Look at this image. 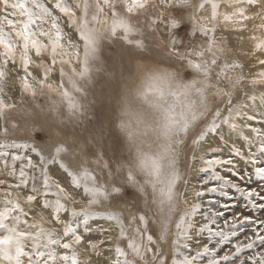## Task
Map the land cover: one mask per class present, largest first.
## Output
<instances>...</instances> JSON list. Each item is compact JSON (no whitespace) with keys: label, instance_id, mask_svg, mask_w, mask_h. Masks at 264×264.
Instances as JSON below:
<instances>
[{"label":"snow or ice","instance_id":"snow-or-ice-1","mask_svg":"<svg viewBox=\"0 0 264 264\" xmlns=\"http://www.w3.org/2000/svg\"><path fill=\"white\" fill-rule=\"evenodd\" d=\"M101 70L118 115L93 122ZM66 120L90 127L49 143ZM0 136V264H264L240 259L264 219L225 215L237 197L264 215V0H0Z\"/></svg>","mask_w":264,"mask_h":264},{"label":"rangeland","instance_id":"rangeland-1","mask_svg":"<svg viewBox=\"0 0 264 264\" xmlns=\"http://www.w3.org/2000/svg\"><path fill=\"white\" fill-rule=\"evenodd\" d=\"M260 21L256 20L254 22H249V29L255 28V26L259 25ZM68 31H71L70 29ZM219 31V30H218ZM227 34V33H226ZM257 34H259L257 32ZM248 33H245V37H247ZM250 42L245 38L243 40L238 39V34H231L229 36V39L227 41V53H229V56H232L233 58H240L242 60H247L248 58L245 56V53L250 48ZM229 49V50H228ZM116 51V46L112 44L110 41H104L102 44V56L101 60H105L112 56V54ZM106 67L103 63L101 64V68L103 69ZM249 67H252L251 64H249ZM57 68H59V65H57ZM259 66L257 65L256 68L253 69V71H258ZM126 76H129L130 78H135V72L134 68L133 71L130 73H126ZM53 83H55V78L52 80ZM88 88V97H87V103L89 104L88 108V115L92 118L93 122L97 120V118L101 117L104 114H114L118 115V111H115L116 104L114 101L108 100V94L111 91H114L115 84L109 85L106 82V73L101 71H94L92 74V79L90 83L86 86ZM122 87V85H121ZM252 123L253 126L259 127L258 124L255 122H249ZM66 128L67 132L69 133L67 139L71 141L72 139V133H80L83 134V129L90 127L89 123L87 121L84 122H71V121H65L63 124H61L59 121H55L50 129V132L47 136H45V139L49 141V143L62 140L64 139L63 133L60 131L61 128ZM26 139L24 136H15V137H9L8 139ZM4 137L0 136V140H3ZM218 144V140L213 137H209V143L204 144L202 147H198L195 149V154L200 156H211L213 154V150L216 149ZM220 155H226L227 149H225L224 153H219ZM191 155V152L189 153ZM65 159L69 163H74V160L71 156H66ZM199 163H196L193 167L186 169V178L189 181L188 188L186 189L189 193V199L191 200L192 195H194V189L199 188V184L197 183V178L199 177L200 173L196 171V169L199 168ZM221 174L225 175V170L221 169ZM251 187L255 188L257 187L256 183H252L250 185ZM217 199V194H211L208 195L205 198V203L208 200H215ZM223 200V198H220ZM229 203V209L225 212V215L231 218L233 213L236 215L244 214V215H251L252 217H260L261 219H264V215H262L260 212L253 211L250 208H245V202L240 200L239 197H237L235 200L228 202ZM127 205L121 203L119 205L120 208H124ZM102 224L104 222H101ZM223 223V218H221V224ZM105 227H107V224H104ZM245 232H247L248 235H251V226H247L244 231L240 234V240H244ZM115 231H113L107 239H111L115 242ZM104 238V237H101ZM230 248V245L225 246V251H227ZM264 252V249H261L260 247H257L251 251H246L243 253L240 257V259H244L247 261L248 257L253 256L256 253ZM86 256L85 253H83V250H81V257L84 259ZM236 264H239V261L236 262Z\"/></svg>","mask_w":264,"mask_h":264},{"label":"bare ground","instance_id":"bare-ground-1","mask_svg":"<svg viewBox=\"0 0 264 264\" xmlns=\"http://www.w3.org/2000/svg\"><path fill=\"white\" fill-rule=\"evenodd\" d=\"M229 50V49H228ZM227 54H229V53H227ZM82 258V257H81ZM83 259V258H82Z\"/></svg>","mask_w":264,"mask_h":264}]
</instances>
